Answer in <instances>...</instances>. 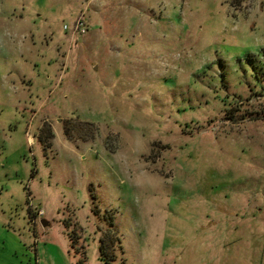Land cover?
Wrapping results in <instances>:
<instances>
[{
  "label": "rangeland",
  "instance_id": "obj_1",
  "mask_svg": "<svg viewBox=\"0 0 264 264\" xmlns=\"http://www.w3.org/2000/svg\"><path fill=\"white\" fill-rule=\"evenodd\" d=\"M0 264H264V0H0Z\"/></svg>",
  "mask_w": 264,
  "mask_h": 264
},
{
  "label": "built area",
  "instance_id": "obj_2",
  "mask_svg": "<svg viewBox=\"0 0 264 264\" xmlns=\"http://www.w3.org/2000/svg\"><path fill=\"white\" fill-rule=\"evenodd\" d=\"M75 29L76 31H79L81 33H85L88 30V26L86 23V20L83 17H80L75 25ZM37 215H42L44 213L43 209H38L37 211Z\"/></svg>",
  "mask_w": 264,
  "mask_h": 264
},
{
  "label": "trees",
  "instance_id": "obj_3",
  "mask_svg": "<svg viewBox=\"0 0 264 264\" xmlns=\"http://www.w3.org/2000/svg\"><path fill=\"white\" fill-rule=\"evenodd\" d=\"M99 248H100L101 257L103 259H105L106 262H111V261L115 260V258H116L115 256L111 257V255H109L108 249L106 247V244L104 243V239L103 238L101 239V244H100Z\"/></svg>",
  "mask_w": 264,
  "mask_h": 264
},
{
  "label": "crops",
  "instance_id": "obj_4",
  "mask_svg": "<svg viewBox=\"0 0 264 264\" xmlns=\"http://www.w3.org/2000/svg\"><path fill=\"white\" fill-rule=\"evenodd\" d=\"M163 244H164V243H163ZM161 253H164V254H165L166 252H164V250H161Z\"/></svg>",
  "mask_w": 264,
  "mask_h": 264
},
{
  "label": "water",
  "instance_id": "obj_5",
  "mask_svg": "<svg viewBox=\"0 0 264 264\" xmlns=\"http://www.w3.org/2000/svg\"><path fill=\"white\" fill-rule=\"evenodd\" d=\"M43 223L46 224V221L44 219H42Z\"/></svg>",
  "mask_w": 264,
  "mask_h": 264
}]
</instances>
